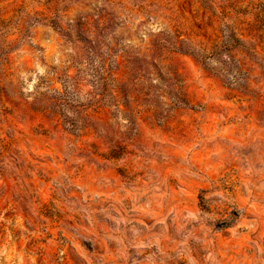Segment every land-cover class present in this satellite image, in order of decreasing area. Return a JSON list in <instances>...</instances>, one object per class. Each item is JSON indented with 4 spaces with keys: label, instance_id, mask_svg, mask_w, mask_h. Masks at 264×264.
I'll return each instance as SVG.
<instances>
[{
    "label": "rangeland",
    "instance_id": "rangeland-1",
    "mask_svg": "<svg viewBox=\"0 0 264 264\" xmlns=\"http://www.w3.org/2000/svg\"><path fill=\"white\" fill-rule=\"evenodd\" d=\"M0 264H264V0H0Z\"/></svg>",
    "mask_w": 264,
    "mask_h": 264
}]
</instances>
